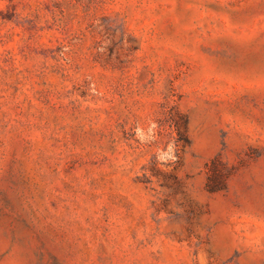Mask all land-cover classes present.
Segmentation results:
<instances>
[{"label": "rangeland", "instance_id": "rangeland-1", "mask_svg": "<svg viewBox=\"0 0 264 264\" xmlns=\"http://www.w3.org/2000/svg\"><path fill=\"white\" fill-rule=\"evenodd\" d=\"M0 264H264V0H0Z\"/></svg>", "mask_w": 264, "mask_h": 264}]
</instances>
